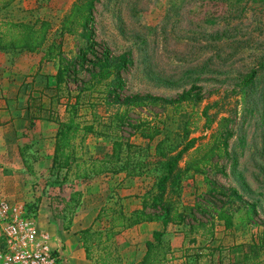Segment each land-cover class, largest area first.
Here are the masks:
<instances>
[{
	"label": "rangeland",
	"instance_id": "1",
	"mask_svg": "<svg viewBox=\"0 0 264 264\" xmlns=\"http://www.w3.org/2000/svg\"><path fill=\"white\" fill-rule=\"evenodd\" d=\"M79 1L82 0H15L0 12V18L49 20L53 25L52 41L59 38L62 18ZM94 5L88 30L81 29L76 34L64 36V53L68 58L77 56L80 49L87 46L88 37L83 33L93 32L92 39L97 42L95 51L102 54L108 50L110 59L114 63L120 62L121 68L114 69V75L107 82L98 83L92 79V68L86 63L83 69L77 68V75L68 77L61 90L55 87L46 93V100H41L40 105L36 103L39 102L36 95L27 97L26 91H16L13 82L17 78L7 76L9 83L4 84L0 96L3 99L0 101V128L35 127L32 119L37 114L47 115L45 111L50 108H53V117L65 118L68 97L75 99L83 87L78 117L91 121L92 103H108L110 98L107 99L106 94L111 84L117 87L122 98L136 93L158 98L153 104L136 106L129 112L132 121L148 119L162 129V134L151 143L150 153H143L151 163L137 176L109 172L76 179L71 172L63 181L64 170L60 174L50 173L44 164L39 167L34 164L48 155L47 146L25 149L23 153L20 146L31 139L30 133L1 128L0 200L24 203L26 207L39 210L36 223L54 237V242L63 240L61 234L64 231L75 237L83 251L78 257L80 264H97L95 259L108 251L113 264H135L142 243L147 237L153 239L150 229L143 227L132 234L125 232L109 243L95 242L92 259L86 260L82 240L77 234L86 225L84 217L91 214V220L94 219L101 207L122 204L129 215L130 208L142 206L144 194L161 173L155 156L157 142L170 136L166 145L168 151L173 149L172 154H176L182 147L180 131L189 113L196 115L193 118L195 125H190L189 137L200 138L197 146L209 140L219 117H227L231 132L227 141L228 154L218 160L223 171L182 172L189 151L168 183V194L181 207L193 205L210 187H221L229 196L226 199L231 200L229 210L233 228L226 234L227 241L217 247L212 246L216 241L199 237L192 243L187 223L181 224V230L172 226L163 240L170 244L178 237L175 243L178 242L179 257L185 261L182 264H251L246 255L253 241L259 243L261 238L264 245V0H94ZM229 11L230 15L227 14ZM39 51L45 52L46 48ZM16 55L18 51H11L8 59L0 62L1 80L4 79L1 65L11 69V60ZM192 87L193 100L183 102L182 112H174L169 101ZM50 98L54 100L50 101ZM118 102L106 103L104 107H96L95 111L97 115H109ZM27 107L31 108L32 115H27ZM203 108L204 115H201ZM103 121L104 126L99 131L104 132L87 134L83 139L80 152L87 157L110 154L113 140L129 137L132 132L129 127L107 130V118ZM136 134L131 140L147 146L148 143L143 144ZM74 190L82 191L83 197L71 217L69 229H65V222L59 218L63 214L62 198L69 197ZM129 198L132 202L124 204L123 200ZM77 217H81L80 223L74 225L73 220ZM108 220L109 215L103 216L91 226L95 231L105 232L110 225ZM2 241L0 229V249ZM241 246L240 251L244 252L236 257L237 261H227L231 248ZM65 254L64 264H71L67 242ZM256 260V264H264L263 253Z\"/></svg>",
	"mask_w": 264,
	"mask_h": 264
},
{
	"label": "trees",
	"instance_id": "2",
	"mask_svg": "<svg viewBox=\"0 0 264 264\" xmlns=\"http://www.w3.org/2000/svg\"><path fill=\"white\" fill-rule=\"evenodd\" d=\"M14 1L0 0V12ZM94 6V0H82L74 3L61 20L59 38H54L52 41H50V35L53 25L49 20L35 18L34 21H23L1 17L0 50L4 52H34L46 48L43 58L46 60L56 59L58 61L56 75V88L58 91L67 82L68 77L77 75L79 70L77 68L81 67L83 69L86 63L92 68V79L94 78L98 83L107 82L114 75L113 70H118L122 65L120 62L114 63L110 59L108 50H105L102 54L95 51L94 46L97 42L92 39L93 32L83 33V35L85 34L88 37L87 46L82 47L77 56L68 58L63 50L64 36L66 34H76L81 29L88 30L93 18L92 11ZM227 14L230 15V11ZM72 66L74 67L72 68ZM249 77L252 78V75H249ZM105 84L106 86L108 85V83ZM84 90L85 87L81 88L75 95V99L68 97L67 105L65 106L67 116L55 120L59 128L55 137V150L54 155H52L49 172L60 174V171L64 170L63 181H66L71 172L74 173L76 179H88L92 176L109 172H126L129 176L141 175L143 170L151 163L150 160L144 157L143 153H150V145L157 136L162 134V129L148 119L132 121L129 112L131 108L136 106L145 107L153 104L154 100L157 101L158 98L152 95L142 96L138 93L122 98L117 93V87L110 84L106 94L107 99L110 98V101L108 103L104 101V105L92 103L90 112L92 119L91 121H83L78 116ZM192 92L193 87L169 101L173 105L174 112H182L183 102H191L193 100ZM119 99L123 101L118 102ZM116 102H118L117 107L109 115H103L104 113L97 115L96 107H104L106 103L107 105H112ZM149 112L154 114L153 111ZM201 115H204V108L201 109ZM194 116L196 115L191 116V113H189L182 126L183 130L180 131L182 132L180 136L182 147L176 154H172L173 149L168 151L166 142L170 136L157 142L155 156H157L156 162L161 173L156 177L151 188L144 194L141 208L135 209L127 215L122 204L101 207L94 220H99L103 216L109 215L108 221L110 225L105 229V232L101 230L95 231L92 226L77 232L86 252V260L92 259V246L95 245V242L97 244L102 242L109 243L125 226L138 225L141 222L162 221L164 229L153 232V239L148 240L146 243L147 251L144 257L135 264H162L165 262L171 247L169 243L164 242L163 236L170 224L187 223L191 236L190 242L192 243H195L199 237L208 241L213 240L215 230L220 224L225 228L233 226V219L229 210L231 209L229 203L231 200L226 199L228 195L221 187H210L206 193L198 197V201L188 207H181L168 194V183L172 180L179 162L189 151L181 169L182 172L203 174L207 169L215 172L223 171L218 160L228 154L227 141L231 135L228 128L229 119L227 117H219L217 126L211 133L209 140L197 146L196 143L200 138L189 137L191 132L190 125H195ZM104 118L108 120V124L105 125L107 130L129 127L132 132L129 133V137L115 138L112 142L110 154L87 157L83 152H80L83 149V139L87 134L104 132L102 130L99 131L100 127L104 126ZM209 122L211 123V120ZM136 133L149 141L147 146L131 140V136ZM178 135L180 134L178 133ZM82 197V191L74 190L69 197L62 198L64 203L63 214L59 218L65 222V229H69L71 217L75 209L81 204ZM65 214H68L69 217L66 218ZM261 253L264 255V245L260 238L259 243L253 241L246 259H250L251 264H256V258ZM110 257L111 252L108 251L106 255L98 256L95 259V263L113 264Z\"/></svg>",
	"mask_w": 264,
	"mask_h": 264
},
{
	"label": "crops",
	"instance_id": "3",
	"mask_svg": "<svg viewBox=\"0 0 264 264\" xmlns=\"http://www.w3.org/2000/svg\"><path fill=\"white\" fill-rule=\"evenodd\" d=\"M10 54H11V52H2L0 50V62L7 60L8 56ZM44 55H45V52H42L39 50H36L34 52H27V51L20 52V51H18V55H16L14 57V59L11 60L13 63V66H11V69H6V66L1 65V67H2L1 71H4L3 72L4 74L2 75L4 77V79L1 80V78H0V96H1V92L5 88L4 84L9 83L8 79L6 77L7 76H13V78H17V80L13 82L14 88H16V91H26L28 93L27 97H31V96L36 95L37 96L36 100L39 101L36 103L39 105L41 104L40 103L41 100L45 101L46 100L45 94L54 90L53 88H55L57 86L56 75H57L58 61L56 59L46 60L43 58ZM13 78L11 77L10 79L13 80ZM1 100H3V99H0V101ZM29 100H31V99H29ZM52 100H54V98H50V101H52ZM31 102H32V100H31ZM42 107H45V105H42ZM51 109H53V108H50L49 110L45 111L47 113V115L37 114L36 118L32 119V121H34V123H36L35 127H1L2 129H11L12 128L14 130L19 131L22 134L30 133L31 139H28V141H25L26 143H24L20 146L23 153L25 152V149L40 148V147L42 148V147H46V146L48 147V155L45 156L43 159L37 160L34 163L36 167H39L41 164H44L45 166L50 168L52 155H54L55 137H56L59 125L57 122H55V120H58V119L53 117V111H51ZM25 110L27 111V115L28 114L32 115V113L29 112V110L31 111V108L28 109V107H27ZM0 112H2V111H0ZM5 112H8V110H6ZM5 112H3V114ZM43 112H44V110H43ZM12 115H13V113H12ZM60 119H62V118H60ZM136 135H137L138 139H140L141 142H143V144H146L145 142L149 143L148 140L142 138L140 135H138V133ZM134 136H135V134H134ZM25 158L26 157H24V160H25ZM123 201H124V204L131 203L132 198L124 199ZM139 202L140 201H138L137 203L139 204ZM141 207H142L141 205H138L134 208L133 207L130 208L129 210L132 212L133 210H135V209L138 210ZM124 211H125V208H124ZM80 218L81 217H77L73 220L74 225H79ZM91 218H92L91 214L84 217V224H86V225H83L81 227V229L88 228L89 226L93 225L92 223H96L95 222L96 220H94L95 218L92 220H91ZM89 221H90V223H89ZM172 226L176 227V229H177V227L180 228V230L182 229L181 224H170L167 227L165 234H167L168 230H170V228H172ZM143 227L150 229L151 235L156 230H163L164 229V225H163L162 221L141 222V223H138V225L134 224V225H130V226H125L122 229V231L115 236V238H118L119 235H121L125 232L132 234V233H134V231L138 230L139 228L141 229ZM232 228H225L222 224L218 225L216 230H215V236H214L215 240L213 239V242L214 241H216V242L212 246L218 247V244H224L228 239V236H226V234ZM124 229H125V231H123ZM64 232H63V234H61V237L63 239L62 241H64V242L66 241L68 243V253L70 255L71 264H80L81 261H79L78 257L82 254L83 251H82L78 241L76 240V238L70 237L69 234H65ZM185 232L187 233V231H185ZM165 234H164V236H165ZM183 237H185L184 233H183ZM175 238H178V237H174L172 239V241L170 243L171 250L167 254V258H166L165 262H163L162 264H182L183 262H185V261H183V258H180L179 254L177 253V250L179 248L176 247L178 242L175 243ZM148 240H151V238L147 237L144 244L142 243L140 252L137 256L138 258H136L135 263H138L142 259V257H144V255L147 251L146 243ZM66 242H65V244H66ZM241 248H243V246H241L239 248H236V247L231 248L232 253L229 256V259L227 261H234V260L237 261L236 257H238L240 253L244 252V251H240ZM243 250H245V248ZM84 253L86 254V252H84ZM233 254L235 255V257H232ZM213 256H214V254H212V257ZM209 258H211V257L209 256ZM209 258H208V261H209ZM232 264H235V263H232Z\"/></svg>",
	"mask_w": 264,
	"mask_h": 264
},
{
	"label": "built area",
	"instance_id": "4",
	"mask_svg": "<svg viewBox=\"0 0 264 264\" xmlns=\"http://www.w3.org/2000/svg\"><path fill=\"white\" fill-rule=\"evenodd\" d=\"M24 203L0 200V264H64L66 244L36 223L38 212Z\"/></svg>",
	"mask_w": 264,
	"mask_h": 264
}]
</instances>
